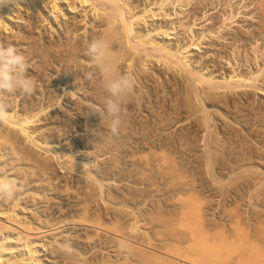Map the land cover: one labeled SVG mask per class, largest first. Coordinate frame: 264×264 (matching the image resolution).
Wrapping results in <instances>:
<instances>
[{
	"label": "bare ground",
	"instance_id": "1",
	"mask_svg": "<svg viewBox=\"0 0 264 264\" xmlns=\"http://www.w3.org/2000/svg\"><path fill=\"white\" fill-rule=\"evenodd\" d=\"M210 1L211 0H17L15 4L0 6V43L12 44L22 51L24 49L27 50L29 43L32 41L30 43L32 45L34 42V40H31V37L35 32L40 41H44V43H41L48 54L47 56L49 60L47 61L48 58L45 60V68L49 70L48 67L57 64L56 66L64 68L65 70L68 69L69 71H73L76 75V77H72L73 79L70 81L72 82L70 83V86H67V84H69V79L67 81L65 80V83L61 79L62 74H65L66 72H60V77L58 76V80H56L55 83L59 85L61 84L63 87L55 93L54 96H56V99L53 100L54 102L51 101L52 103L45 102L42 104L41 102V104H37L36 106L33 99H23L20 104L16 101V98L20 93H16V97L14 96V99H12V105L14 104V106L11 107L10 105L9 107L8 118L0 121V176L14 178L22 187V191L17 193V196L13 201L0 198V264H68L66 258L58 251L59 245L68 240L71 241L73 248L76 250V254L78 256L76 264H120L122 263V260L120 262L116 260L120 257L119 255L121 252L126 249L127 253L132 254L131 256L134 254L137 257V254H139L135 251L136 249L133 245L131 246L130 244L124 243L122 240L115 239V237L111 238L110 242L104 240L101 241V243L99 241L98 250L80 253L79 245H86L92 238L86 236V238L82 239L73 229H62L65 225L63 216L66 210L69 212L76 210L79 213V217L73 219L72 224H84L87 223L89 219L87 214H90L88 212L90 204L88 206V200H86L87 198L90 199L91 202H102L106 201L108 198L110 200V198L113 197L112 191L110 189L104 190L102 188L103 186L95 179L96 177L93 178L94 175L88 172L86 170L87 168L85 169L86 166L84 167V165L88 163V159L90 158L89 156L88 158L87 156L81 157V155H79L80 157L76 158L75 154L74 156H71L73 154L67 155L65 152H59L61 148L57 147L59 150L56 149L55 144H57V142L55 143V139L58 138V136L53 131L56 129V126L53 125L55 123L51 120L53 119V115H47L49 114L48 112L50 111V108H54L56 106L58 107L61 101L62 105L59 107L62 111L60 112H64L63 108H65V110L67 109V114V111H73L74 117L78 118L77 122H79L78 124L81 128L79 130H83L91 122V118L88 117L87 113L89 106L99 105L101 108L104 107L102 97L105 93L99 87V79L101 78L100 73L91 59L85 55L86 42L88 41L100 37L105 38L109 42V56L113 63L114 75L126 74L134 79V90L128 97L123 109L128 112V118H132V120L134 119L137 126L140 125V127H143L144 129L151 127V130L154 128V133H152L151 136L154 138V140H152L153 142H156V140L162 141L161 139H163V137H165L164 140L166 141L169 137L168 134L172 136V132H174L176 128H182L185 123L187 124V122H192L191 126V123H188L189 127H186V132H188L187 136L182 132L184 127L182 128V131L180 128L177 129L179 130L178 133L176 132L177 135L174 134L175 132L173 134L178 137V135H181L179 134L181 131V133H183L182 135H185L184 138L194 139L198 142L202 139L201 134L206 133L207 139L213 147H211L212 149L210 148L211 152L208 153V161L217 159H220L221 161V157L226 158L229 155V157H231L233 146L231 147V152L228 149L229 147L227 149L224 147L222 149L220 148L225 142L228 143L230 139L234 140V138H237L238 133L234 132L231 134V132L227 131L229 133H227V135L223 134V136L220 133L221 131L219 132L218 129H211L214 122L212 121L213 125L211 126L210 123L211 120H213V117H217V119L218 116L220 117L221 111L218 109L223 110V113L221 114L227 118V120L230 119L229 121L235 122L236 124L239 119L244 120L245 118H254V114L249 112L252 109L254 111L256 108H254V98L257 95H259V97L264 96V49L261 48L259 50V48H256V42H259V40L262 39L261 36H264V0H248L247 6H254L253 10L257 12L258 19H260L259 22L257 21L258 24H256V28L254 29L255 31L253 30L254 33L252 34V38L254 37V41L252 39L253 42L251 43L253 51L251 53L252 57H249L250 55L248 56L249 53L245 54L246 50L244 48L247 46L243 47L245 51L242 49L245 54V56L242 57L240 55V46L237 44L242 40L246 41L245 43H247V41L249 43V40H251L249 38H251V36L247 37L244 35L245 33L233 34L231 31L230 33L228 31L223 33V31L226 28H229L232 23L234 24V12H229L230 15H226L227 17H224V14L222 16L224 17L222 22L214 21V17L207 16L208 18L204 19L202 23L209 20H212V23L205 29L203 28L201 31L193 30V28H195L193 26L197 25L195 21L205 18L206 13L204 10H206ZM186 7H188L189 11L186 15H184ZM178 16L180 17L177 18ZM156 17H160L162 20H165L164 24L155 23L154 25H151L152 22L150 20L153 21ZM241 22L243 21H240V23ZM202 23H198V25ZM177 28L182 31L183 38L186 37L183 41L187 38L189 40L184 42L179 40L180 43L179 41L177 42L174 40L176 41V44H174L172 42V38L165 37L162 39L164 36H171L173 34L172 31ZM5 34L7 35L6 37ZM54 34H56V38H54ZM257 36L260 39L256 38ZM205 37L210 38L211 40L207 43L205 42ZM39 39L36 38L35 43H37V40ZM206 41H208V39ZM202 44H207L213 50H208L207 47L203 53L201 52L202 54L197 53L196 51L203 47L200 46ZM240 44L241 46L244 45L243 43ZM248 50L249 49H247V51ZM29 53L30 52H28V54H22L26 57L28 64H31L34 60V56H32L34 52H31L32 54L30 53L31 56ZM259 58L262 63L260 62L261 64L259 66H257L258 64L254 65L253 63L257 62ZM223 59L225 60L224 63ZM235 61H242L245 63V69L237 71L233 64ZM33 66L34 65H29L28 72H31L28 74L34 80L36 85V82H41V76H44V72L46 74V70L43 67L42 70L37 69L36 71ZM40 67L38 66V68ZM43 70L45 71L43 72ZM89 73H93L94 78L90 79L88 77ZM48 80L51 82L52 78H49ZM42 85L45 86V84ZM68 88H71V91H67ZM43 91H45V94L47 92L50 94L47 89V85L43 88ZM91 93L92 97L89 96ZM164 93L166 95L168 94V97L166 95L165 97H162V94ZM76 94L80 97L77 96L76 99L72 101V98H74ZM13 95L14 94H4L3 96L4 98H9ZM33 96L36 97L37 95ZM235 96L238 97L237 100H234L235 98L233 99ZM178 97L180 98V101L177 100L179 99ZM12 101L8 103L11 104ZM90 102H92V104H90ZM170 105H174L172 106V110L174 109L173 107H176V111L174 110L172 112L173 115L170 113L169 115H166V106ZM260 105L261 104L258 106ZM19 106H21V108L18 110L23 111V113L17 112V108H19ZM83 108L85 111H83ZM256 109L259 113L264 111L262 110L264 108H260V110L259 107H257ZM245 112H248V114L251 113V117ZM54 114L56 113L54 112ZM62 115L64 116V114ZM170 115L171 117H167ZM247 116L249 118H247ZM42 122H45L44 124L46 126H50L49 129L47 128L49 130L47 132L50 134H47L44 129L41 130L42 126L40 125ZM96 123L104 124L107 128H109L110 121L105 118L104 122L99 121V123ZM258 123L256 124L259 126ZM215 127H217V124L214 128ZM228 127L230 126H227V128ZM223 128L225 129V125ZM233 130L237 131L236 129ZM235 133H237V135ZM128 134L125 130H122V134L119 135V138H131ZM183 136H180L179 138L182 139L181 137ZM169 141H171V139H169ZM169 141H167V143ZM155 142L152 144H155ZM227 146L228 145L226 144L225 147ZM241 147H243L242 144ZM158 149L160 151L157 150L159 152L155 153L159 154V156H170L165 154L166 152L165 150H162L163 148L160 147ZM248 154L246 157H248ZM260 155L262 156V154H258L259 160L262 159ZM152 156L153 155H151V157ZM128 157L135 159L134 155H130ZM61 158L63 159L61 160ZM166 158L167 157H165V159ZM252 159L254 160V158ZM168 160L169 158H167V162H169ZM175 160L176 159H174V161ZM224 160L225 159L222 161ZM151 163H153V161H151ZM165 163L166 162H164L163 165ZM173 163L171 165L173 168H169L174 169L175 173L177 171L175 168L176 163ZM220 163L223 165L222 162ZM57 166L60 167L59 169L61 170H69L77 166V174L80 172L83 175V181H81L84 183L81 184V188L84 190L85 194L82 198H80V196L72 198L67 193L69 192V188H67L68 180L57 176ZM143 166V169H145L146 172L147 170H153V168H151V164L149 165L147 162ZM169 168H163V170L160 171L161 173L158 172L159 175L161 174L162 176L165 175V177H167L169 175ZM157 170L158 169H155L154 167V171ZM172 176L174 177L173 174ZM178 177L180 178V176ZM176 185L178 186V183H176ZM181 189H183V187ZM189 191V193L186 192L188 196L186 195L187 197L184 199L187 203H184L189 205L191 203L195 206L188 209V212L185 211V208H182L183 210L179 213V216H177L176 219L177 227L179 226L184 232L187 234L189 233V239L185 238L187 243H189L186 247V251L184 250L186 252V256L184 255L185 252L182 249L183 247L181 248V252L184 254L181 255L180 247L174 246L166 249L164 254L166 255V258L160 255V257H158L157 254L153 257V254L155 253L151 254L149 252L148 256L142 253V255L144 254V260L145 257L148 260H150V257L154 258L155 261H153V259L152 261L150 260V262H147L150 264L151 262L152 264L155 262H157V264H232V250L234 251L235 249L233 241H228L229 239L227 240L225 237V239L219 241L215 240L213 237L212 238L214 240L212 241L210 238V240L208 239L209 235L207 236L206 230L202 227V216L204 214L201 213L202 210L199 209V205L194 202L195 200L193 199L194 194L191 192L192 190ZM183 195L184 194H182V196ZM69 199L72 200V204H69ZM84 215L87 219H82V216L84 217ZM92 219L94 218L92 217ZM93 222L94 221L91 223L93 224ZM95 222H97V220ZM97 223L99 224V219ZM8 224L17 225L26 234H21V231L20 233L17 232L16 237L13 235L11 236L10 232L14 233L19 229L14 230L16 228H12ZM102 225L100 224V226ZM79 229L83 230L81 228H78L77 230ZM96 230L95 232L97 233ZM180 231L181 230H179V232ZM237 232H234L235 235ZM240 232H242V230H240ZM239 234L235 237H238ZM184 235L185 233L183 236ZM181 239L184 240L183 238ZM247 241H249V239H247ZM238 244L241 245L240 243ZM245 244L246 243L243 244V248L247 247V244L246 246ZM238 247L236 246V249ZM92 248L94 249L95 247ZM99 248H101V250ZM243 250H246V252L248 251V249L245 248ZM187 252L189 255L194 253V256H198L190 257ZM87 254H89V258L86 260L85 258ZM224 254L227 256L230 254L231 258L229 259V257L224 256ZM248 254L249 253H247V255ZM142 255L140 258L139 256L137 257L139 259L131 257L130 255L129 256L131 258H135L137 261L141 259L144 261ZM149 255L152 256L149 257ZM238 256L239 255H237V257ZM125 260L129 261L127 256ZM125 260L123 263L125 262L124 264H127ZM238 261L239 260H235V262ZM244 261L246 263L248 262L246 260ZM145 262L140 264H147ZM235 262L233 263L237 264ZM241 262L240 264H242ZM130 263L128 262V264ZM131 264H134V262Z\"/></svg>",
	"mask_w": 264,
	"mask_h": 264
},
{
	"label": "rangeland",
	"instance_id": "2",
	"mask_svg": "<svg viewBox=\"0 0 264 264\" xmlns=\"http://www.w3.org/2000/svg\"><path fill=\"white\" fill-rule=\"evenodd\" d=\"M211 1H210L209 5L206 7V10H204V12L206 13L205 18H201L200 20H196L195 23H197V25L193 26V27H195V28H193V30L194 31H197V30L201 31L203 28L205 29L208 25H210L212 23V20H209V21L202 23V21L204 19L208 18L207 16L214 17V21H217V22L221 21L222 22L224 17H227L228 15H230V13L234 12L233 13V14H235V17L233 19L234 24L232 23L229 28H226V29L224 28L225 30L223 31V33L227 32V31L230 33V31H231V33H233V34L245 33L244 35H246L247 37L251 36V38H249V39H251V40H249V43H248V41H247V43H245L246 41L242 40L243 42L240 41L237 44H238V46H240V48H239L240 49V55L242 57L245 56L246 53H249L248 56L250 55L249 57H252L251 53L253 51H252L251 43L254 41V37L252 38V34L255 31L254 29L256 28L255 27L256 24H258L257 21L259 22V20H260V19H258L257 12L255 10H253L254 6H252V5L247 6L248 0H211ZM219 1L221 2V4ZM188 11H189L188 7H186V11H185L184 15H186L188 13ZM223 15H224V17H222ZM179 17L180 16H178L177 18H179ZM181 17H182V15H181ZM186 20H187V18H186ZM150 21L152 22L151 25L152 24L154 25L155 23L156 24H159V23L164 24L165 20H162L160 17H158V18L156 17V18H154L153 21L152 20H150ZM240 21H243L244 23L243 22L240 23ZM198 23H202V24L198 25ZM180 31L181 30L179 28H177L176 30L172 31L173 34L171 36H164V37L162 36L163 37L162 39H164L165 37L166 38H172V42L174 44H176V41L177 42L179 40L183 41V39L186 37L183 38V36H182L183 33H182V31L181 32ZM221 32H222V29H221ZM206 35H207V33H206ZM6 36L7 35L5 34V37ZM33 36L31 37L32 38L31 40H34L33 44L32 45L30 44L32 42L31 41L29 43V46L27 47V50L24 49L23 51L22 50H19V51L21 53H26V54H28V52H30V53L34 52L33 54L31 53L32 56H34V60L29 65L30 66L34 65L33 68L36 71H37V69L42 70V68L44 67V69L46 70V74L44 72L45 70H43V72H44L43 74H44V76L45 75L46 76L44 78V76L42 75L41 76L42 77L41 82H36L35 90L31 95H23V94L21 95L17 92L19 95L17 96L16 101H17V103L21 104L22 103L21 101L23 99L24 100H30V99L32 100L33 99V101L35 102V105L37 106V104H41V102H42V104H44L45 102H49V103L54 102L53 100L56 99L55 98L56 96H54L55 93L61 87H63V85H61V84L59 85V84L55 83V81L58 80V76L60 77L61 73L66 72L65 74H62L61 79L63 80L64 83H65V80L67 81L69 79L68 80L69 84H67V86H70V83H72V82H70L71 79H73L74 76L76 77V75L73 71H69L68 69H67L68 70L67 71L64 68L56 66L57 64H54L53 66L48 67L49 70H47L45 68V66H46L45 60L48 58V56H47L48 54L46 53L47 51L45 50V48L42 44V43H44V41H40V39L38 38V36L35 32L33 33ZM238 37H239V35H238ZM36 38L39 39V40H37V43H35ZM54 38H56V34H54ZM256 38H259V37L257 36ZM261 38L262 39L259 38L260 39L259 42L258 41L256 42V46H257L256 48H259V50L261 48L264 49V36H261ZM207 39H208V41H206ZM252 39H253V41H252ZM174 40H176V41H174ZM186 40H189V39L187 38ZM186 40H184V41H186ZM209 40H211V39L206 38L205 42L208 43ZM180 41H179V43H180ZM240 43H243L244 45L241 46ZM248 44L251 46H249ZM33 45H35V46H33ZM200 46H203V47L196 51L199 54L201 52L203 53V51H205L207 47H208V50L212 49L207 44H202ZM244 46H247L244 48L246 51H247V49H249L247 52L243 49ZM35 48H37V49H35ZM242 49L245 51V54H244V51ZM241 50H242V52H241ZM35 53H37V54H35ZM31 54H30V56H31ZM35 55H37V56H35ZM41 57H44V58H41ZM48 60H49V58L47 59V61ZM224 62H225V60L223 61V63ZM241 62L242 61H235L233 63L234 67L236 68L237 71L244 70L246 67L245 63H243V62L241 63ZM257 62H259V63H257ZM257 62H254V63L252 62V63L254 65L258 64L257 66H259L262 63L260 58L257 60ZM253 64H252V66H253ZM37 65L39 67L40 66L41 67L38 68ZM227 66H229V65H227ZM56 67H58L59 69ZM254 67H253V69H254ZM55 71L58 75L55 73ZM30 72H28V73H30ZM72 74H73V76H72ZM49 75L52 77H50ZM56 75H57V77H56ZM48 77L52 78L53 82L52 81L49 82ZM42 84H45V86H43ZM55 84H56V86H55ZM46 85H47V89L49 90L50 94H48V92L45 94V91H43V88L46 87ZM73 86H74V82H73ZM70 89L71 88H68L67 91H71ZM67 91H66V93H67ZM33 95H37V96L35 97ZM49 95H51V96H49ZM165 95H166L165 93L162 94V97H165ZM14 96L16 97V93L12 97H9V98H7V97L4 98V96H0V98H2L4 100L8 99L6 101L10 102V101H12V99H14ZM77 96L80 97L78 94H76L75 97L72 98V101H74V99H76ZM89 96L92 97V93L89 94ZM31 97H34V98H31ZM236 97L237 96L233 97V99L235 98L234 100H237L238 97L237 98ZM88 98H90V97H88ZM49 99H52V100H49ZM254 99H253L254 100L253 102L255 105L254 108L255 107L256 108L259 107V109L264 108V96L259 97V95H257V96H255ZM177 100L180 101V98ZM12 103H13V101L11 102V104H9V105H11V107L14 106V104L12 105ZM90 104H92V102H90ZM259 104H261L262 106L261 105L258 106ZM61 105L62 104L60 101L59 106H61ZM170 106H166V109H167V112L165 111L167 113L166 115H169V113L173 115L172 112L174 110L176 111V109H175L176 107H173L174 109L172 110V106H174V105H170ZM56 107H54V108L52 107L53 109L50 108L51 112L49 111L48 112L49 114H47L48 116L53 115L52 116L53 119H51V120L55 123L53 125L56 126L55 127L56 129L53 130L56 133V135L58 136V138L55 139L56 140L55 143L57 142V144H55L56 149L59 150L58 148H61L59 150V152H65L67 155L73 154L71 156H74V154H75L76 158L80 157L79 155H81V157L82 156L83 157L89 156L90 158L88 157L89 158L88 163H92L95 161V167L94 168L85 167V169L87 168L86 170L88 172H90L92 175H94L93 178L96 177L95 179L103 186L102 188L104 190L110 189L113 193V197L110 198V200L108 198V199H106V201H102V202L99 201L100 203L99 202H91L90 199H88V198L86 199V200H88L87 201L88 206L90 204V206L88 208V212L90 214H87V216L89 218L88 219L89 223L83 222L84 224H74V223L72 224V220L79 217L78 211H76V210L71 211V212H69L67 210L65 211L64 216H63L65 225H64V228H62V229H65V230L73 229L77 234H79V236L82 239L86 238V236H89L92 238L91 240L88 241V243L86 245H79V252L80 253L86 252V251L91 252V250H93V251L98 250L99 241L101 242V241L106 240V241L110 242L111 238H114V237H115V239L122 240L124 243L130 244L131 246L133 245V247H135V249H136L135 251L139 253V254H137V257L140 254L142 255V253H144V254H146V256H148V253L150 252L151 254L155 253V254H153V257H154V255L156 256V254H157L158 257L162 256V257L166 258V255H164L166 249H169L170 247H174V246L180 247V249L183 247L182 248L183 251L184 250L186 251V247L189 243H187L185 238L189 237V235H188L189 233L187 234L179 226L177 227L176 219H177V216H179V213L184 208H185V211L188 212V209H191L195 206V205H192L191 203H190V205L185 204L187 202H185V200H184L188 196L187 193L190 192L189 190H192L191 192L194 194V198H193L195 200L194 202H196L199 205V209L202 210V211L200 210L201 213L204 214L203 215L204 217L202 216V218H203L202 219V227L204 228V230H206L207 236L209 235L208 239L210 238L211 241L214 239L219 241V240L227 238V240L229 239L228 241H233V243L235 245V249H234V251L232 250V253H233L232 259H231L232 264H234L233 262H235V260H239L240 262L243 260L241 262L242 264H255V263L264 264V166H262V165H264V160H262V159H264V153H262V152H264V129H262V128H264V126H262V125H264V120H262V119H264V111H261V113H259V111H257L256 108H255L256 111L255 110L253 111V109L251 111H249V112H252L254 114L253 115L254 118L251 117V115H252L251 113L248 114V112H245L251 118H249L247 116V118H249V119H246V118L244 119V117H243L244 120L239 119V121L236 124L235 122L229 121L230 119L227 120V118H225L221 114V113H223L222 112L223 110L218 109L219 111H221L220 112L221 118L219 116H218V119H217V117H213V120H211L210 126L213 125V122H214V125L211 126V129H218L219 132L221 131L220 133L222 135L223 134L227 135V133H229V132H231V134H233L234 132H237L238 135H237V133H235V134L238 137L234 138V140L230 139V141L228 143L225 142L224 143L225 145L223 144V146L220 148V149H222L224 147L225 149H227L229 147L228 149L230 151L231 147L233 146V148H232L233 152L230 151L232 153L231 157H229L230 156L229 155L226 158L221 157V161H220V159L219 160L217 159L218 161L217 160H211V161L209 160L208 161V159H207L208 153L211 152V149L213 147L207 139V136H206L207 134L206 133H202L203 135L201 134L202 139L200 141H198L200 143H198L194 139H186V138H184L185 135L184 136L182 135L183 133H185L187 136L188 132H186L187 131L186 127L189 125L188 123H191L190 124V126H191L192 122H187V124L185 123L184 124L185 126L183 125L184 128L182 127L183 131H182V128L179 127L183 133H181V131H180L179 134H181V135H178V137L175 135H177L176 132L177 133L179 132V130H177L179 128H176L174 130L175 133L172 132V136L170 134H168L169 137L166 139V141L164 140L165 137H163V139H161L162 141L156 140V142L154 141L155 144H152V143H154L152 141V140H154V138L151 136H152V133H154L153 132L154 128H152V130H151L150 129L151 127L150 128L148 127L149 129L148 128L144 129L143 127H140V125L137 126L134 122V119L132 120V118L131 119L128 118V112L125 109H123L124 113L122 112V120L124 123H123V126L121 127L120 134H122V130H125V132L127 134L129 133L128 135L131 136V138H129V139L128 138L120 139L119 136L112 138V136L110 135L111 134L110 130H109V128H107L106 125L101 124V123L100 124L96 123V122L99 123V121L104 122L105 118H106V117L100 118V116L98 114H91L90 113V110H92L93 107H95L98 110H103V108H101L99 105L89 106V108H88L89 110L87 113H88V117L91 118L90 119L91 122H90V124H88L89 126L87 125L85 127L86 129L84 128L85 130L84 129L79 130L81 128L79 127V124H78L79 122H77L78 118L74 117L73 111L71 112L68 109L69 111H67L68 112V114H67L66 113L67 109L65 110V108H63L64 112H60V111H62L61 108L59 107L60 108L59 109L57 107L58 108L57 109ZM20 108H21V106H19V108H17V110ZM169 108H170L171 112H170ZM262 110H264V109H262ZM83 111H85V109ZM17 112L23 113V111H21V110H18ZM54 112L57 115L54 114ZM256 112H257V114H256ZM62 114H64V116L65 115L66 116L64 117ZM167 117H171V115L167 116ZM214 119H216V120H214ZM254 121L256 123L259 122L258 123L259 126ZM247 122L248 123L250 122L249 123L250 125ZM44 123L42 122L40 125V126H42L41 130L44 129V131L47 132V131H49L48 129L50 128V126H46ZM94 123H95V125H94ZM216 124H217L218 128L217 127L214 128V126H216ZM224 125H225L226 130L223 128ZM227 126H230V127H228L229 129L227 128ZM232 127H233V129H236L237 131H234L232 129ZM231 129L233 132L231 131ZM222 131H223V133H222ZM227 131H229V132H227ZM240 133H242V134H240ZM47 134H50V133L47 132ZM255 134H257V135H255ZM149 136L151 139L149 138ZM161 136H163V135H161ZM180 136H183V137H181L182 139L179 138ZM169 139H171V141H169ZM184 139H185V142H184ZM167 141H169V142L167 143ZM231 143H232V145H231ZM250 143H252V144H250ZM226 144L228 145L227 147H225ZM241 144L243 147H241ZM236 146H239V147H236ZM251 146L253 147V149ZM136 147H138V148H136ZM160 147L163 148L162 150H165V152H166L165 154L170 155V156H165V157L169 158L168 161L170 163L167 162V158L165 159V157H163V156H162L163 157L162 158L161 156H159V154L155 153V152L160 151L158 149ZM249 149H250V151H249ZM255 149L259 152H257ZM67 150H70V151H67ZM157 150H159V151H157ZM234 150L236 153L234 152ZM248 152L251 156L248 154ZM253 152H254V154H253ZM256 153L262 154V156L260 155V157L262 158L261 160L258 159L259 156ZM247 154H248V157H246ZM130 155H132V156L134 155L135 159L129 158L128 156H130ZM149 155H150V157H149ZM151 155H153L154 157L153 156L151 157ZM234 155H235V157H234ZM151 158L154 160H152ZM230 158L233 160H231ZM252 158H254L255 161ZM62 159L63 158H61V160ZM174 159H176L175 161H177V162H175ZM223 159H225V160L222 161ZM242 159H244V160H242ZM245 160H247V161H245ZM134 161L136 164L134 163ZM145 161L147 162V164H149V165L151 164V166H152L151 168H153L152 171L147 170V172H146L145 169H143L144 168L143 165L146 164ZM151 161H153V163H151ZM164 162H166V163L163 165ZM220 162H222L223 165H221ZM223 162H225L226 164ZM172 163L173 164L176 163L175 168L177 170L176 171L177 173L176 172L174 173V171H175L174 169L169 168V167H171ZM210 164H212V165H210ZM227 165H229V166H227ZM216 166H218V167H216ZM252 166H253V168H252ZM256 166H258V167H256ZM154 167H155V169L157 168L158 170L154 171ZM166 167L169 168V170H171V171L168 170V173L170 176L168 175L167 177H165V175L162 176L161 174H160L161 175L160 176L159 175V173H161L160 171H162L163 168L167 169ZM59 168L60 167L57 166V169H58L57 170L58 171L57 176L59 178H64V179L68 180V187L67 188H69V192H67V193L72 198H74L76 196H80V198H82L85 194L84 190L81 188V186H82L81 184L84 183V182H82L83 181L82 180L83 175L80 172L77 174V171H78L77 166L73 167L72 168L73 170L69 169L70 171L66 170V169L61 170ZM171 168H173V167H171ZM222 168H224V169H222ZM159 169H161V170H159ZM183 169H185V170H183ZM234 169H235V171H234ZM254 169H256V170H254ZM74 171H76V172H74ZM171 173L174 175V177L172 176ZM178 176H180L181 179ZM254 177L257 181L254 179ZM177 181H179V182H177ZM190 181H192V182H190ZM251 182H253V183H251ZM176 183H178V186L176 185ZM150 185H152V186H150ZM187 185H190V186H187ZM179 186H180V188H179ZM182 187H183V189H181ZM190 187H191V189H190ZM182 194H184V195L182 196ZM181 196H182V198H181ZM71 199H69V201H70L69 204H72ZM181 200H184V201H181ZM178 201H180V202H178ZM171 203L174 205H172ZM176 203H178V204H176ZM179 203H180V205H179ZM114 208L115 209L117 208V209L115 210ZM177 212H178V214H177ZM92 217L94 219H92ZM83 218L87 219V217L85 215H84V217L82 216V219ZM98 219H99V224L97 223ZM89 220H92L94 222L97 220V222H95V223L93 222V224H92L91 223L92 221H89ZM100 224L101 225L103 224V225L100 226ZM8 225H10L12 228H16L14 230L19 229L18 231L14 232L15 234L13 232H10L11 236L13 235L14 237H16L17 232L20 233L21 231H22L21 234H23V235L26 234L17 225H11V224H8ZM78 228H81L83 230L79 229L80 230L79 231V230H77ZM177 228L179 230H181L183 233L181 231L179 232V230ZM95 230L99 234H97L95 232ZM177 230H178V232H177ZM210 230L213 232L215 231L214 234ZM240 230H242V232H240ZM237 231H239V232H237ZM209 232H210V234H209ZM234 232L235 233L237 232V234L240 233L239 235H241V236L238 235V237H235L237 234L235 235ZM180 233L182 236L180 235ZM184 233H185V235L183 236ZM210 235H212V236H210ZM222 236H223V238H222ZM244 237H245V239H244ZM181 238H183L184 240H182ZM247 239H249V241H247ZM242 241H243V243H242ZM237 242L240 243L241 245H239ZM244 243L247 244L248 248L244 247L245 249H248L247 252H246V250H243L244 249L243 248ZM249 243H251V244H249ZM246 244H245V246H246ZM236 246L237 247L239 246V247L236 249ZM240 246H242V247H240ZM249 246H251V247H249ZM92 247H95V248L93 249ZM99 249L101 250V248H99ZM182 249L180 250V252L182 251ZM126 250L122 251L124 253H122V252H121V254L119 253L120 257H118L117 258L118 260H116V261L120 262L122 260V263H123V261L126 259V256H127V259L129 260V261L125 260L127 264H128V262L129 263L134 262V264L135 263L140 264V263L145 262V260H146L145 263H147L148 261L150 262V260L152 261L154 259V258L150 257L152 255H149L150 258L149 257L148 258L150 260H148L145 256H144L145 257V260H144V258H143L144 254H143L142 258L144 261H142V259H141L138 261H142V262H138L137 260H135V258H137L136 255L133 254V256H131L132 254L127 253ZM137 250H139V251L141 250V251L139 252ZM143 251H146V252L148 251V252L146 253ZM158 251H159V253H158ZM238 251H240V252H238ZM247 253H249V254L247 255ZM183 254L184 253L181 252V255H183ZM226 254H224V256L229 257V259H230L231 255L229 254L227 256ZM129 255L131 257H135V258H131ZM184 255L186 256V252ZM188 255H189V253H188ZM237 255H239V256L237 257ZM240 255H241V257H240ZM140 256H139V258H140ZM189 256L195 257L198 255L194 256V253L193 254L191 253V255H189ZM256 256H258V257H256ZM252 257H253V259H252ZM88 258H89V254L86 255L85 259L87 260ZM139 258H137V259H139ZM155 258H157V257H155ZM233 258H234V260H233ZM244 260H246L248 262L246 263ZM153 261H155V259ZM238 262H235V263L238 264ZM240 262H239V264H240ZM122 263H120V264H122ZM147 264H150V263H147ZM151 264H152V262H151ZM153 264H157V262H155Z\"/></svg>",
	"mask_w": 264,
	"mask_h": 264
},
{
	"label": "clouds",
	"instance_id": "3",
	"mask_svg": "<svg viewBox=\"0 0 264 264\" xmlns=\"http://www.w3.org/2000/svg\"><path fill=\"white\" fill-rule=\"evenodd\" d=\"M17 0H0V6L15 4ZM85 55H87L101 78L99 87L105 95L102 97L103 110L93 107L91 114H98L100 118L106 117L109 121V130L112 137H118L123 126V106L134 90V79L129 75H114L113 63L109 56V42L103 38H96L86 42ZM29 64L26 57L12 44L0 43V96L4 94L31 95L35 90V82L28 74ZM90 79L94 78L89 73ZM9 103L0 98V121L9 116ZM95 167V161L87 163L84 167ZM22 187L14 178L0 176V198L13 201ZM58 251L68 264H76L78 256L70 240L59 245Z\"/></svg>",
	"mask_w": 264,
	"mask_h": 264
}]
</instances>
